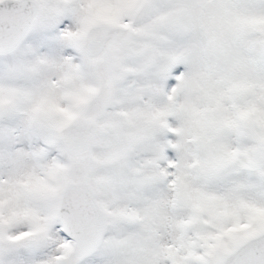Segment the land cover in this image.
<instances>
[{"label":"snow or ice","instance_id":"1","mask_svg":"<svg viewBox=\"0 0 264 264\" xmlns=\"http://www.w3.org/2000/svg\"><path fill=\"white\" fill-rule=\"evenodd\" d=\"M0 264H264V0H0Z\"/></svg>","mask_w":264,"mask_h":264}]
</instances>
